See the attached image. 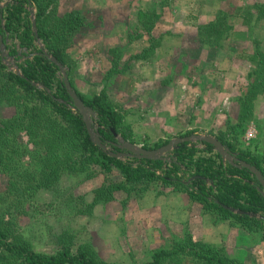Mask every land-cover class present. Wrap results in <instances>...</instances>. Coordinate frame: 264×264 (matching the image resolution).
Here are the masks:
<instances>
[{"label": "rangeland", "instance_id": "obj_1", "mask_svg": "<svg viewBox=\"0 0 264 264\" xmlns=\"http://www.w3.org/2000/svg\"><path fill=\"white\" fill-rule=\"evenodd\" d=\"M11 2L0 0V8ZM253 6L255 9L249 11ZM26 8L36 33V9L29 5ZM51 10L48 29L68 67L73 66L72 87L88 97L107 91L129 125L123 132L134 143L126 142L143 148L160 141L158 136L171 142L180 135L196 131L193 136L221 137L236 149L251 150L261 158L264 168V146L260 149L262 142H258L259 137L264 138V119L231 127L237 122L240 98L256 81L249 77L255 65L248 60L257 51L255 40L264 53V0H56ZM75 11L83 20L82 26L63 31L62 17ZM153 11L160 18L149 33L139 18ZM258 14H263V18L256 20ZM214 22L217 30H223L224 37L220 45L210 49L203 41L208 32L203 30L209 29ZM151 36L160 41V46L146 59L139 58L144 49L151 47ZM3 40L8 56L5 60L2 58L3 62L9 70L18 73L23 54H19L20 59L9 55L8 47L12 42L8 37ZM35 43L38 48H45L40 38ZM68 67L64 66L67 73ZM115 69L113 74L111 71ZM60 78H63L61 72ZM256 104L258 111L263 113L264 92L258 96L255 110ZM14 115V108L0 107V119ZM162 125L173 126L166 131ZM22 136L24 145L33 149L27 136L23 133ZM118 139L122 138L118 136ZM193 143L204 148L199 141ZM20 154H13L11 163L0 166V212L6 220L16 223L15 230L31 242L35 252L56 253L62 245L63 231L68 230L76 240L92 242L107 262L144 264L149 260L153 246L147 245L142 235L128 236L132 232L127 231V235L124 231L131 239L121 242L118 236L112 238L117 233L111 229V236L103 209L98 208L91 215L87 211L93 191L100 187L95 188L94 184L119 182L121 177L117 171L106 175L95 167L94 183L65 180L61 188L35 193L34 185L20 176L24 171L36 173L37 155L31 152L21 157ZM204 212L211 219H219L214 212ZM192 215L197 218L196 214ZM115 223V219L111 220L112 226ZM231 223L238 226L233 220ZM187 236L193 238L186 234L184 239ZM252 236L263 241L259 236ZM212 245L227 250L223 242ZM238 248L240 246L231 247L237 253L241 252ZM247 251L237 257L227 253L240 264H252L253 259ZM190 263V260L186 262Z\"/></svg>", "mask_w": 264, "mask_h": 264}, {"label": "trees", "instance_id": "obj_2", "mask_svg": "<svg viewBox=\"0 0 264 264\" xmlns=\"http://www.w3.org/2000/svg\"><path fill=\"white\" fill-rule=\"evenodd\" d=\"M55 2L56 0H12L4 8H0V36L8 37L12 42L11 47H8L9 55L19 58V54H23L22 62L19 63L21 74H18L4 64L0 45V107L15 109L13 117L0 119V166L11 163L15 153L20 152V156L25 157L35 152L38 161L36 173L24 171L20 176L34 185L32 189L35 193L61 188L65 180H77L78 183L92 180L96 173L95 167L106 175L117 171L123 181L108 182L109 184L105 183L93 191L94 198L87 204L90 215L97 205L114 201L118 191L141 195L155 188L159 182L172 185L185 192L192 201L201 204L206 211L216 213L221 219L233 220L249 234L259 236L264 241L262 181L249 169H240L224 161L211 144L202 143L204 148H198L193 142H181L171 152V161H122L103 148L108 146L112 149L111 152L117 154L125 151L118 136L124 141L132 142L123 132L124 127L129 126L123 115L110 100L107 91L88 97L75 89L84 104L96 113L101 144L93 140L82 115L73 104L63 78H60L59 65L50 60L45 50L38 48L35 43L40 38L45 45L44 49L58 63L68 67L63 52L53 42L48 29V18ZM28 5L36 9V33L33 32V22L26 8ZM252 9L255 6L249 11ZM256 9L259 11L258 7ZM146 14H141L139 20L150 33L160 17L156 11ZM262 15L258 14L256 20L263 18ZM82 23L83 20L76 11L65 14L61 19L65 32L77 29ZM216 27L217 23L214 22L209 29L207 27L203 30L208 32L203 41L210 49L220 45L224 37L223 30L220 32ZM151 37V47L144 49L139 58L146 59L160 46V41ZM253 44L257 51L248 60L252 61L255 69L249 73V77H254L256 81L240 98L239 115L232 128L246 125L255 119V102L264 92V53L260 50L258 41L255 40ZM24 50L27 52H23ZM68 68L67 74L74 87L73 66ZM116 71L111 72L114 74ZM227 124L233 125L231 122ZM195 132L190 131L179 138H190ZM22 133L27 136L33 149L24 145ZM219 140L239 163L245 162L255 167L264 180V168L258 155L251 150L236 149L221 137ZM169 143V140H160L153 146L144 145L143 148L156 150ZM1 214L0 212V264H114L102 259L92 242L78 241L68 230L63 231L60 238L62 245L56 253H37L31 242L15 230L16 223L6 220ZM7 215L12 216L11 213ZM189 260L190 264H240L225 249L194 242L190 236L173 242L169 247L154 250L151 258L144 264H186Z\"/></svg>", "mask_w": 264, "mask_h": 264}, {"label": "crops", "instance_id": "obj_3", "mask_svg": "<svg viewBox=\"0 0 264 264\" xmlns=\"http://www.w3.org/2000/svg\"><path fill=\"white\" fill-rule=\"evenodd\" d=\"M262 118L264 119V112H259L258 104H256L255 119ZM162 126L168 131L169 126L173 125ZM161 132H163L162 128ZM162 138L158 136V139ZM258 142L261 143V149V145L264 146V138L259 137ZM90 181L94 183L93 180ZM121 181H123L122 177L119 182ZM94 185L96 188L103 184ZM98 208L103 209L104 218L109 221L107 222L110 226L109 231L113 229L117 233L112 238L118 236L121 242H126L125 238H129L128 236L142 235L143 241L147 240V245L153 246L149 252L169 247L173 242L181 241L186 234H189L195 241L216 245L219 241L223 242L226 251L229 254L233 253L235 257L248 249L247 252L253 259L252 264H264L263 241L249 234L238 224H235L238 225L237 227L232 226L230 219H221L220 216L218 220L211 219V216L204 212L201 204L192 201L185 192L177 190L172 185L159 182L155 188L145 191L139 197L136 193L128 194L118 191L115 193L114 201L105 205H97L93 211L95 212ZM193 213L197 218H193ZM113 219L116 220L114 226L111 224ZM146 223L148 225H145ZM124 231L126 234L127 231L132 234H127L126 237ZM233 245L240 246L238 249H241V252L237 253L236 250L231 249ZM150 258L149 254L148 259Z\"/></svg>", "mask_w": 264, "mask_h": 264}, {"label": "water", "instance_id": "obj_4", "mask_svg": "<svg viewBox=\"0 0 264 264\" xmlns=\"http://www.w3.org/2000/svg\"><path fill=\"white\" fill-rule=\"evenodd\" d=\"M35 25V22H34ZM0 45H1V50H2V58L5 60L8 56L6 55V45L3 42V38L0 36ZM43 50H45L44 48H42ZM45 53L47 55V57L54 61L55 63H57L59 65V68L61 70V73L63 75V81L65 83L66 89L68 91V93L70 94V96L72 97L73 100V104L75 106V108L80 112V114L83 117V121L86 124L87 130L89 135L93 138V140L97 143V144H101L100 138H99V133L97 131L98 129V124L95 122H93L92 118H94L95 120L97 119L96 113L88 106H86L84 104V102L79 98L78 94L76 93V91L74 90V88L72 87L70 81H69V77L67 74V70L66 68H64L63 64L58 63L56 61V59L54 57H52V55H50L48 52ZM19 70V69H18ZM18 74H21L20 71L18 72ZM40 88H43V86L39 85ZM122 140V139H121ZM120 139H118L119 143L121 144V147L126 151V153L123 152H119L117 154L111 152V148L108 146H104V150L108 151L109 154L111 156H115L118 159H125V158H135V159H147V160H156V159H163V160H168L171 161L170 159V155L171 152L174 150L175 146L181 142H185V141H190V142H195V141H199L201 143H208L211 144L214 149L222 156L223 160L226 162H229L230 164L239 167L240 169L242 168H247L249 169L253 174H255L257 176V178L259 180L262 181L263 185H264V180L262 177V174L255 168V167H251L250 165H248L245 162H238V160L236 158L233 157V155H231L229 149L217 138H215L214 136L208 135V136H200V135H196V136H191L190 138H176L174 140H172L169 144L156 149V150H147L144 148H139L136 145L130 143V142H126V141H121Z\"/></svg>", "mask_w": 264, "mask_h": 264}, {"label": "built area", "instance_id": "obj_5", "mask_svg": "<svg viewBox=\"0 0 264 264\" xmlns=\"http://www.w3.org/2000/svg\"><path fill=\"white\" fill-rule=\"evenodd\" d=\"M197 147H199V146H197Z\"/></svg>", "mask_w": 264, "mask_h": 264}]
</instances>
